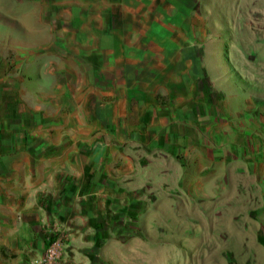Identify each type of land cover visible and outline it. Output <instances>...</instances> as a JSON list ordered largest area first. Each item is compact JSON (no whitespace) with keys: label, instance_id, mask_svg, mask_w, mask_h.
I'll return each instance as SVG.
<instances>
[{"label":"crops","instance_id":"obj_1","mask_svg":"<svg viewBox=\"0 0 264 264\" xmlns=\"http://www.w3.org/2000/svg\"><path fill=\"white\" fill-rule=\"evenodd\" d=\"M21 1L27 38L50 43L20 47L12 64L27 75L0 80V264H30L56 230L63 264L97 263L113 229L222 169L232 198L245 193L233 230L264 233V160L239 151L201 1Z\"/></svg>","mask_w":264,"mask_h":264},{"label":"rangeland","instance_id":"obj_2","mask_svg":"<svg viewBox=\"0 0 264 264\" xmlns=\"http://www.w3.org/2000/svg\"><path fill=\"white\" fill-rule=\"evenodd\" d=\"M199 1L209 17L210 38L215 39L209 47L214 62H222L214 73L230 103L226 118L244 126L239 151L242 158L264 160V123L259 122V116L264 117V0ZM29 4L0 0V80L26 73L12 64L20 47L49 46V35L27 38V24L33 22L32 15L24 14ZM41 59L49 64V56ZM46 77L43 88L51 82L50 75ZM218 154L227 156L223 148ZM222 170L212 189L209 185L190 195L175 194L165 206L153 204L126 232L113 229L115 246L103 249L93 264H264V246L258 242L264 233L254 230L255 224L246 233L233 230L247 219L239 210L245 193L232 198V181Z\"/></svg>","mask_w":264,"mask_h":264},{"label":"built area","instance_id":"obj_3","mask_svg":"<svg viewBox=\"0 0 264 264\" xmlns=\"http://www.w3.org/2000/svg\"><path fill=\"white\" fill-rule=\"evenodd\" d=\"M52 236H55L53 240H51ZM52 236L48 239L45 252L41 256L33 258L30 264H63L68 235L56 230Z\"/></svg>","mask_w":264,"mask_h":264},{"label":"trees","instance_id":"obj_4","mask_svg":"<svg viewBox=\"0 0 264 264\" xmlns=\"http://www.w3.org/2000/svg\"><path fill=\"white\" fill-rule=\"evenodd\" d=\"M54 238H55V236H52V237H51V240H53Z\"/></svg>","mask_w":264,"mask_h":264}]
</instances>
